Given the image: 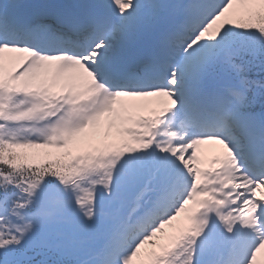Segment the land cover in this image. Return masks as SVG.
Returning a JSON list of instances; mask_svg holds the SVG:
<instances>
[{"label": "snow or ice", "instance_id": "1", "mask_svg": "<svg viewBox=\"0 0 264 264\" xmlns=\"http://www.w3.org/2000/svg\"><path fill=\"white\" fill-rule=\"evenodd\" d=\"M262 252L264 0H0V264Z\"/></svg>", "mask_w": 264, "mask_h": 264}, {"label": "rangeland", "instance_id": "2", "mask_svg": "<svg viewBox=\"0 0 264 264\" xmlns=\"http://www.w3.org/2000/svg\"><path fill=\"white\" fill-rule=\"evenodd\" d=\"M149 99L151 100L152 98H149ZM178 222H180V224H187V222L183 219V217L179 218ZM162 242H166V241H162ZM260 260H261V263L264 264V255H262V258Z\"/></svg>", "mask_w": 264, "mask_h": 264}]
</instances>
